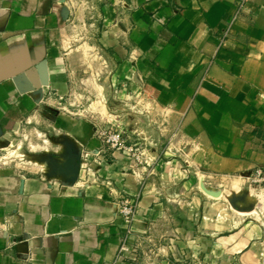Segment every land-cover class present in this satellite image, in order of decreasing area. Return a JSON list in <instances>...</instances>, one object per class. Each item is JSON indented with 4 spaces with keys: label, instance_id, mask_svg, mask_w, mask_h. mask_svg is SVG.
<instances>
[{
    "label": "crops",
    "instance_id": "1",
    "mask_svg": "<svg viewBox=\"0 0 264 264\" xmlns=\"http://www.w3.org/2000/svg\"><path fill=\"white\" fill-rule=\"evenodd\" d=\"M104 1L98 40L120 60L106 91L140 160L71 107L70 1L0 0V145L37 123L59 146L55 175L0 162V264H264V226L223 205L264 168V0ZM137 193L127 223L116 202Z\"/></svg>",
    "mask_w": 264,
    "mask_h": 264
},
{
    "label": "rangeland",
    "instance_id": "2",
    "mask_svg": "<svg viewBox=\"0 0 264 264\" xmlns=\"http://www.w3.org/2000/svg\"><path fill=\"white\" fill-rule=\"evenodd\" d=\"M69 1L73 7V18L70 21L71 29L67 47L73 56L74 66L80 71L79 77L82 79L81 89L70 95V101L73 103L71 107L98 118L102 116L104 119L102 130L123 129L127 140L136 144L141 157L143 141L136 133L130 135V132H126L128 112L131 109L123 100L117 99L115 102L111 96L109 99L111 92L106 91V86L111 83L110 71L117 68L120 60L119 56H115L108 48V45L103 46L98 40L105 15L103 10L105 1ZM96 83L102 84L103 88L96 89ZM103 97L107 104L103 103ZM135 112L139 113V111ZM39 125L37 123L25 124L6 136L0 145V162L21 164L22 167H34L51 175L57 174L56 168L52 166L53 161L59 159L57 153L59 146L55 142L57 135L52 127ZM40 127L42 131L38 130ZM144 148L145 144H143ZM49 160L52 161L50 165ZM231 196L235 197L232 199ZM226 200L228 202L223 205L230 211H242V215L255 218L264 226V183L253 184L246 177L244 183L227 193ZM262 239L264 240V236ZM149 253L156 252L150 248ZM170 264L204 263L194 256L182 255L172 260Z\"/></svg>",
    "mask_w": 264,
    "mask_h": 264
},
{
    "label": "built area",
    "instance_id": "3",
    "mask_svg": "<svg viewBox=\"0 0 264 264\" xmlns=\"http://www.w3.org/2000/svg\"><path fill=\"white\" fill-rule=\"evenodd\" d=\"M247 0H238L237 13L243 8ZM102 138L104 142L115 151H122L133 155L136 160H140L138 154V148L135 143H128L123 129L116 130H103ZM248 179L251 180L253 184H263L264 183V168L256 167L250 174H248ZM140 201L139 193L135 195L122 194L116 202V214L124 218L127 223H131L137 213ZM134 250V247L127 241H124L120 247L119 257L123 254H127Z\"/></svg>",
    "mask_w": 264,
    "mask_h": 264
}]
</instances>
